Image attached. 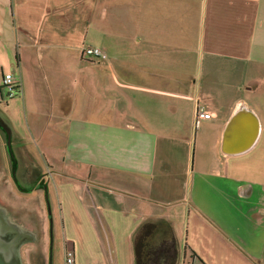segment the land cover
Returning <instances> with one entry per match:
<instances>
[{
  "label": "crops",
  "instance_id": "crops-1",
  "mask_svg": "<svg viewBox=\"0 0 264 264\" xmlns=\"http://www.w3.org/2000/svg\"><path fill=\"white\" fill-rule=\"evenodd\" d=\"M6 72L21 92L5 111L31 118L16 141L48 151L31 193H2L35 205L17 217L31 262L67 264L71 248L72 264H264V96H249L264 84V0H0V84ZM197 105L211 116L195 123ZM242 107L257 138L224 154Z\"/></svg>",
  "mask_w": 264,
  "mask_h": 264
},
{
  "label": "rangeland",
  "instance_id": "rangeland-1",
  "mask_svg": "<svg viewBox=\"0 0 264 264\" xmlns=\"http://www.w3.org/2000/svg\"><path fill=\"white\" fill-rule=\"evenodd\" d=\"M1 92H4L3 89H1ZM0 92V95H1ZM253 95H249L250 101L252 103H255L257 106L259 105L258 101L260 98L264 96V84H258L257 85V90L252 92ZM18 99H20V95H16L13 99H9L6 97H0V114L4 117H6L9 120V125L11 128H19L21 125H23L24 131L28 132H22L21 130V135L26 138V140H30L33 135L30 133L32 128L30 127V121L31 118L30 116L25 115L23 107H21V104L16 105V112L17 113H8L5 111V107L7 106V103H11L12 101L16 102ZM10 106V105H9ZM10 111L13 110L9 107ZM18 109V110H17ZM20 111V112H19ZM6 133L0 128V201L4 200L3 202H0V210L2 211L3 215L1 216V219L5 222L7 221L6 226L8 227L9 230L13 231L15 233L14 235H20L23 238L22 244L19 245V254H20V259H21V264H39V257L34 258L35 261L31 262L30 258L28 257V246L31 245L30 240L31 237L27 236V229L25 225L22 223H27V221H32V219L35 218L36 213H35V205L34 203L31 202V197H28L25 209L22 208L24 211H14L13 207L10 204V201H8L9 198H7L4 194H13L14 189V184L18 187L20 183L22 185L26 186L27 192H30L34 187H31L34 183L35 180L37 179L36 175L39 172L45 173V171H48L46 166L44 165V157L45 156L48 160V151L46 147L44 146V143L39 142L38 140H34V143L31 142L29 145L33 148H26L23 145H20L19 142L16 141V133H12V136L10 138V150H8V146L6 144ZM36 139V138H34ZM34 150V151H33ZM37 150V152H35ZM189 153L191 158L193 157V143L190 145ZM42 159H39L41 157ZM53 154L54 160L59 159L60 154V148L56 150L55 153ZM32 157L34 161L32 160ZM44 163V164H43ZM23 173V174H22ZM22 174L24 178L21 179L20 175ZM43 177L41 179L44 180V175L42 174ZM36 184V183H35ZM44 182L42 183V185ZM21 190V189H20ZM22 191V190H21ZM4 193V194H2ZM31 193V192H30ZM7 199L8 203L5 202ZM43 199V198H42ZM44 197V201H45ZM31 202V203H30ZM32 205H34V209H32ZM2 208V209H1ZM13 217V218H12ZM17 217L22 220V218H25L27 221L26 222H21L17 220ZM22 217V218H21ZM50 219V217H49ZM14 224V225H12ZM19 236V237H20ZM29 240H28V238ZM35 239V237H32V239ZM36 245L38 246L37 249L40 247V241H35ZM49 242V241H48ZM52 242V241H50ZM50 248V247H49ZM48 248V250H49ZM54 248V245H53Z\"/></svg>",
  "mask_w": 264,
  "mask_h": 264
},
{
  "label": "water",
  "instance_id": "water-1",
  "mask_svg": "<svg viewBox=\"0 0 264 264\" xmlns=\"http://www.w3.org/2000/svg\"><path fill=\"white\" fill-rule=\"evenodd\" d=\"M8 123L7 118L0 114V128L6 133V144L10 150V138L13 132ZM258 129L259 121L254 112L244 107L238 109L231 115L223 130L221 151L224 154H234L247 150L255 142ZM2 215L0 210V264H21L18 247L22 244L23 238L14 235L15 233L8 229L7 221L1 219ZM27 236L31 237L29 234Z\"/></svg>",
  "mask_w": 264,
  "mask_h": 264
},
{
  "label": "built area",
  "instance_id": "built-area-1",
  "mask_svg": "<svg viewBox=\"0 0 264 264\" xmlns=\"http://www.w3.org/2000/svg\"><path fill=\"white\" fill-rule=\"evenodd\" d=\"M81 54L82 56L88 59H93L97 61L108 60V55L105 52H103V50L100 49V47L97 46H84L81 48ZM0 87H1L0 92L1 89L4 90V92H1L0 97H6L11 99L12 97H14L15 95L21 92L20 83L17 82V80L13 77V74L10 72L4 73L1 79ZM210 116H211L210 111H208L205 106L202 105L196 106L194 112L195 123H197L200 119H207ZM65 257L67 264H72L73 252L71 248L68 249L66 248Z\"/></svg>",
  "mask_w": 264,
  "mask_h": 264
},
{
  "label": "flooded vegetation",
  "instance_id": "flooded-vegetation-1",
  "mask_svg": "<svg viewBox=\"0 0 264 264\" xmlns=\"http://www.w3.org/2000/svg\"><path fill=\"white\" fill-rule=\"evenodd\" d=\"M40 264V263H39ZM42 264V263H41Z\"/></svg>",
  "mask_w": 264,
  "mask_h": 264
},
{
  "label": "trees",
  "instance_id": "trees-1",
  "mask_svg": "<svg viewBox=\"0 0 264 264\" xmlns=\"http://www.w3.org/2000/svg\"><path fill=\"white\" fill-rule=\"evenodd\" d=\"M1 88V87H0Z\"/></svg>",
  "mask_w": 264,
  "mask_h": 264
}]
</instances>
